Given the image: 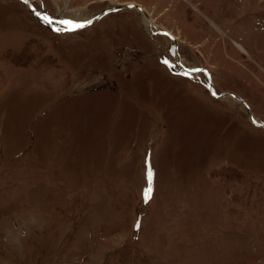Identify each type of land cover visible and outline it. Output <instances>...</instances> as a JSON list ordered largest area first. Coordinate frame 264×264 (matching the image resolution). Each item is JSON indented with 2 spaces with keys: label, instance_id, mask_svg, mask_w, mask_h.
<instances>
[{
  "label": "rangeland",
  "instance_id": "1",
  "mask_svg": "<svg viewBox=\"0 0 264 264\" xmlns=\"http://www.w3.org/2000/svg\"><path fill=\"white\" fill-rule=\"evenodd\" d=\"M0 264H264V0H0Z\"/></svg>",
  "mask_w": 264,
  "mask_h": 264
},
{
  "label": "bare ground",
  "instance_id": "2",
  "mask_svg": "<svg viewBox=\"0 0 264 264\" xmlns=\"http://www.w3.org/2000/svg\"><path fill=\"white\" fill-rule=\"evenodd\" d=\"M138 10H141L140 8H138ZM144 13V12H143ZM59 15H61L60 13H59ZM147 15V14H146ZM145 15V13H144V16L146 17V21L148 22V20H147V16ZM82 21H87V18L88 17H85V16H82ZM89 19V18H88ZM147 24V23H146ZM151 24V23H150ZM147 29L148 30H150L151 31V33H153V31H155L154 30V27H152L151 28V25H149V24H147ZM237 48L240 50V51H242V52H244V50L241 48V47H239L238 45H237ZM213 87V86H212ZM234 97V99H236L237 100V97H235V96H233ZM249 110V109H248ZM248 113H250L249 111H248ZM251 114V113H250ZM251 122L252 123H254L255 125H258V124H256L253 120H252V117H251ZM255 120V119H254Z\"/></svg>",
  "mask_w": 264,
  "mask_h": 264
},
{
  "label": "water",
  "instance_id": "3",
  "mask_svg": "<svg viewBox=\"0 0 264 264\" xmlns=\"http://www.w3.org/2000/svg\"><path fill=\"white\" fill-rule=\"evenodd\" d=\"M21 2H22V0H20ZM124 7H126V6H123V8ZM116 9H122V7H117ZM135 9H138V8H136L135 7ZM182 68V67H181ZM185 72H188V73H195V72H198L197 70H195V71H187V70H185L184 68H182ZM209 82H208V90H209V92L211 93L212 92V85H211V83H210V80H208ZM212 94V93H211ZM212 96H213V94H212ZM222 96H224V94L223 95H218L217 97L218 98H221ZM216 97V96H215ZM238 100V99H237ZM239 101V100H238ZM244 106H245V104H243ZM246 107V106H245ZM248 118H249V120L251 119V115H250V113H248Z\"/></svg>",
  "mask_w": 264,
  "mask_h": 264
},
{
  "label": "snow or ice",
  "instance_id": "4",
  "mask_svg": "<svg viewBox=\"0 0 264 264\" xmlns=\"http://www.w3.org/2000/svg\"><path fill=\"white\" fill-rule=\"evenodd\" d=\"M25 2H27V0H25ZM45 19H48L47 17H45ZM49 23H51V21L49 20ZM62 23H65V24H71L72 21H62ZM85 25L84 24H73V28H81V27H84ZM167 63V61H166ZM150 189H149V193H150ZM147 195V194H146Z\"/></svg>",
  "mask_w": 264,
  "mask_h": 264
}]
</instances>
